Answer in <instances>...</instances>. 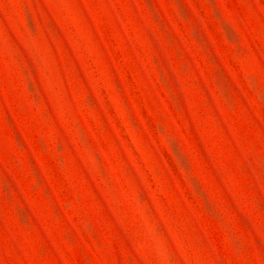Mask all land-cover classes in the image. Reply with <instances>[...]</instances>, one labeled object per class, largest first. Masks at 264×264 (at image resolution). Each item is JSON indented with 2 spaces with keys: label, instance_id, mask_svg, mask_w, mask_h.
I'll return each mask as SVG.
<instances>
[{
  "label": "rangeland",
  "instance_id": "1",
  "mask_svg": "<svg viewBox=\"0 0 264 264\" xmlns=\"http://www.w3.org/2000/svg\"><path fill=\"white\" fill-rule=\"evenodd\" d=\"M0 264H264V0H0Z\"/></svg>",
  "mask_w": 264,
  "mask_h": 264
}]
</instances>
